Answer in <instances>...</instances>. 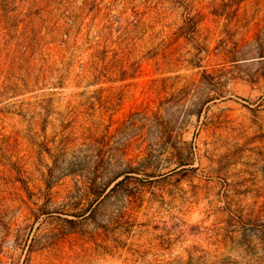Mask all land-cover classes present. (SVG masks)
Here are the masks:
<instances>
[{
    "label": "rangeland",
    "instance_id": "rangeland-1",
    "mask_svg": "<svg viewBox=\"0 0 264 264\" xmlns=\"http://www.w3.org/2000/svg\"><path fill=\"white\" fill-rule=\"evenodd\" d=\"M0 264H264V0H0Z\"/></svg>",
    "mask_w": 264,
    "mask_h": 264
},
{
    "label": "trees",
    "instance_id": "trees-1",
    "mask_svg": "<svg viewBox=\"0 0 264 264\" xmlns=\"http://www.w3.org/2000/svg\"><path fill=\"white\" fill-rule=\"evenodd\" d=\"M119 175H120V174H119ZM119 175L115 176V178H116V177H118ZM88 212H89V213H91V212H92V209H91V210L89 209V211H88Z\"/></svg>",
    "mask_w": 264,
    "mask_h": 264
}]
</instances>
